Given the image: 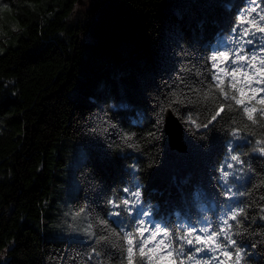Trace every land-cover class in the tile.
<instances>
[{
	"label": "trees",
	"instance_id": "obj_1",
	"mask_svg": "<svg viewBox=\"0 0 264 264\" xmlns=\"http://www.w3.org/2000/svg\"><path fill=\"white\" fill-rule=\"evenodd\" d=\"M81 1L0 0V264H124L121 236L141 209L176 236L236 208L241 264H264V83L236 76L248 114L217 89L204 99L210 56L239 48V16L264 0H93L74 19ZM167 108L185 152L169 145Z\"/></svg>",
	"mask_w": 264,
	"mask_h": 264
},
{
	"label": "snow or ice",
	"instance_id": "obj_2",
	"mask_svg": "<svg viewBox=\"0 0 264 264\" xmlns=\"http://www.w3.org/2000/svg\"><path fill=\"white\" fill-rule=\"evenodd\" d=\"M254 3V0H253ZM257 12V7H251L246 10L244 14L239 16L238 27L242 28L237 37H234V42L239 43L240 47L235 51L231 49L228 51L214 52L210 56L211 68L217 69L219 63H223L224 67L219 71H213L211 79L214 84L210 86L209 92L205 93L204 99L209 98V94L212 89H217L219 94L223 97L225 102L228 103L229 110H233L234 105L240 106L243 113L248 114L250 109L248 106H244L243 99L244 87L237 88L236 73L239 69H244V75L247 76V71L251 70L253 74L259 73L261 76L259 83H264V46L256 48L255 45L260 41L257 40V33L262 34L261 41H264V14ZM256 13L255 16L252 14ZM247 25V27H244ZM237 29L233 28V32ZM251 36V39L247 37ZM251 44L253 49H246L244 45ZM243 53V54H241ZM258 63L259 68L255 66ZM220 73H224L226 77H230L227 84V91L224 84V80L221 79ZM251 87V84L248 85ZM264 91V88L261 89ZM235 94L230 95L229 93ZM261 101H264V97H261ZM224 104H220L215 111V114L209 120V123L216 120L223 110ZM261 117H264V110H261ZM249 121L256 123L253 117L249 114L247 116ZM188 122L196 124V121L191 117H187ZM197 128L201 125H196ZM207 127V124L203 125ZM233 135L239 139V130H234ZM256 144L260 145L256 151H259L264 155V140L256 141ZM230 159L237 164H243V161L238 155H232ZM228 168L233 167L232 164L227 165ZM230 175L228 171H223L222 179L227 183V178ZM124 191H128L125 189ZM141 193L139 191H133L130 196L135 197L136 200L132 203H138ZM121 203L125 206L130 204L129 199H124ZM114 207H119V204H114ZM244 214L243 208L229 209V214L222 218L221 224L217 226L215 230L210 227H203L199 229L200 234H196L195 228L190 229L183 235L174 236L168 228H161L158 224H154L151 221H146L142 217L145 215L143 209L137 213V217L133 218V222L137 223V227L132 230L126 231L121 236L123 241L122 251L124 252V264H185L187 261H195V264H210L212 260H217V264H224V260L219 257H225L231 261V264H241L243 254L241 248L237 246L236 240L233 236V225L229 222L236 221L239 224L241 215ZM119 215V213H115ZM119 235V234H118ZM189 248L188 254H184L185 247ZM232 249L230 252L229 249ZM214 253L218 255L209 256L206 260L198 259L200 253Z\"/></svg>",
	"mask_w": 264,
	"mask_h": 264
},
{
	"label": "water",
	"instance_id": "obj_3",
	"mask_svg": "<svg viewBox=\"0 0 264 264\" xmlns=\"http://www.w3.org/2000/svg\"><path fill=\"white\" fill-rule=\"evenodd\" d=\"M164 116L165 132L168 136L170 147L179 152H185L188 145L185 140V131L181 121L170 108L165 110Z\"/></svg>",
	"mask_w": 264,
	"mask_h": 264
},
{
	"label": "rangeland",
	"instance_id": "obj_4",
	"mask_svg": "<svg viewBox=\"0 0 264 264\" xmlns=\"http://www.w3.org/2000/svg\"><path fill=\"white\" fill-rule=\"evenodd\" d=\"M93 0H82L81 3H78L75 5V10L73 13L74 19H79V17L83 16V14L86 12L87 8L91 5ZM76 21V20H75ZM264 43V41H263ZM237 47H240L239 44H237ZM235 47V46H234ZM224 64L221 62L218 64L217 70L219 71L220 68H223ZM240 69L237 71L236 76L240 73ZM229 181V177L227 178V182Z\"/></svg>",
	"mask_w": 264,
	"mask_h": 264
}]
</instances>
